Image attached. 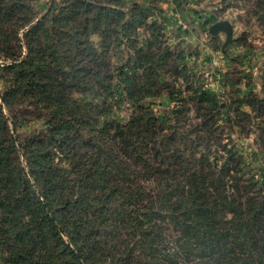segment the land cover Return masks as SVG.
Here are the masks:
<instances>
[{"label":"trees","instance_id":"1","mask_svg":"<svg viewBox=\"0 0 264 264\" xmlns=\"http://www.w3.org/2000/svg\"><path fill=\"white\" fill-rule=\"evenodd\" d=\"M163 1L54 0L31 24L0 0V264H264V174L226 133L253 132L264 169V95L192 88Z\"/></svg>","mask_w":264,"mask_h":264},{"label":"rangeland","instance_id":"2","mask_svg":"<svg viewBox=\"0 0 264 264\" xmlns=\"http://www.w3.org/2000/svg\"><path fill=\"white\" fill-rule=\"evenodd\" d=\"M53 1L29 0L34 16L31 24L46 14ZM159 5L163 8V12L153 17L163 24L165 39L188 54L186 57L189 66L188 83L192 88H206L215 97L225 93L230 98L237 90L241 93L247 90L248 83L251 82L249 84L251 90L264 95V26L251 15L250 3H246L245 0H203L201 2L195 0L193 3L190 1L188 6H180L178 0H165ZM222 19L231 22L234 38V41L227 44L224 50L222 44L225 34L219 32L216 35H209L208 33L209 26ZM23 31L22 29L19 32L20 38L23 37ZM94 39L97 40L98 37ZM4 62L6 60L0 57V64ZM218 71L223 74V78ZM250 74L252 81L248 80ZM223 81L228 83L225 88L222 87ZM4 85L5 81L0 73V92ZM241 93L239 98H242ZM74 96L80 97L77 93H74ZM223 98L227 104L228 98L226 96ZM146 102L154 111L163 113H169L173 104L167 94ZM28 103L27 100H19L15 107L19 110V116L25 114L23 118H27L22 127L17 129L21 137L29 132H38L42 127V120L48 116V112L44 109L41 110L43 117L34 119L33 115L25 112L32 109ZM0 107L7 116L12 114V111L2 104L1 99ZM243 107L246 108L245 105ZM34 109L35 114L37 111ZM121 114H126V110H123ZM117 116L119 117L120 114L118 113ZM223 118L222 116L220 120L222 121ZM238 130V128L227 126L226 133L246 160V164L260 169L255 175L264 174L256 147L255 134L253 132L246 134Z\"/></svg>","mask_w":264,"mask_h":264},{"label":"water","instance_id":"3","mask_svg":"<svg viewBox=\"0 0 264 264\" xmlns=\"http://www.w3.org/2000/svg\"><path fill=\"white\" fill-rule=\"evenodd\" d=\"M208 32L212 35H216L219 32H223L225 34V39L222 44V49L224 50V47L233 42V26L231 22L227 19L218 20L214 23H212L209 28Z\"/></svg>","mask_w":264,"mask_h":264}]
</instances>
